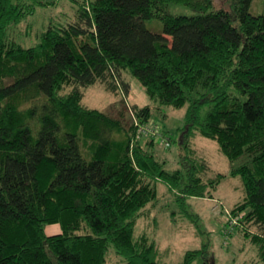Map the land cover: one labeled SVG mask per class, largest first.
I'll list each match as a JSON object with an SVG mask.
<instances>
[{
    "label": "trees",
    "instance_id": "1",
    "mask_svg": "<svg viewBox=\"0 0 264 264\" xmlns=\"http://www.w3.org/2000/svg\"><path fill=\"white\" fill-rule=\"evenodd\" d=\"M75 1L27 44L19 24L45 3L0 0V264L205 258L203 245L167 262L155 236L134 231L159 183L182 208L190 197L215 198L226 174L208 173L191 146L196 135L216 141L228 161L241 158L228 173L243 190L226 207L228 223L264 264V0L255 13V0H228V10L213 0ZM172 3L194 13L172 14ZM150 19L162 32L147 28ZM131 77L150 100L133 106L139 123L162 106L187 105L178 166L165 167L153 138L141 140L126 115ZM96 83L119 96L115 112L83 103ZM52 223L58 231L46 233Z\"/></svg>",
    "mask_w": 264,
    "mask_h": 264
},
{
    "label": "rangeland",
    "instance_id": "2",
    "mask_svg": "<svg viewBox=\"0 0 264 264\" xmlns=\"http://www.w3.org/2000/svg\"><path fill=\"white\" fill-rule=\"evenodd\" d=\"M39 1L45 4L37 3L34 13L22 21L18 27V33L21 35L19 39L27 44L34 42L36 30L49 21L63 20L72 14L76 6L75 0ZM213 3L216 7H224L227 10L229 8L228 0H213ZM260 8L261 0H255L250 6V11L255 13ZM167 10L172 14L191 15L194 13L190 7L177 3L169 4ZM145 24L152 31L162 32V24L157 19L147 20ZM130 82L132 100L125 97L122 103L126 115H129L132 120L126 100L129 98V102L133 101L137 105H143L150 100L136 78L131 77ZM133 102H131L132 107L135 105ZM83 103L88 107L111 113L120 106L119 96L107 91L103 85L98 83L84 88ZM186 106L178 108L162 106L160 112H153L148 125L156 126L159 131L140 138L141 140H143L142 137L153 138L152 144L155 145L156 152L166 159L165 167L178 166L177 154L185 153L178 142L182 135ZM136 126L138 130V125ZM191 146L197 155L206 159L209 166L208 173L211 176L217 172L226 174L214 191L215 198L190 197L182 208L174 200L173 194L162 183H159L158 200L154 206L150 207L148 214L138 218L135 234L145 232L149 236H155L161 250L166 251L164 260L167 262H177L181 260L187 249L205 245V258L197 259L192 264H251L253 262H255L253 264H261L256 262V250L242 231L235 229L231 220L228 223L226 207H231L243 195L239 178L228 173L232 165L236 166L241 162V158L233 162L228 161L219 151L216 141L201 135L192 138ZM224 210H227V213H224ZM58 229L57 224L44 225L46 233H52Z\"/></svg>",
    "mask_w": 264,
    "mask_h": 264
},
{
    "label": "built area",
    "instance_id": "3",
    "mask_svg": "<svg viewBox=\"0 0 264 264\" xmlns=\"http://www.w3.org/2000/svg\"><path fill=\"white\" fill-rule=\"evenodd\" d=\"M129 99L126 100V105L128 107V110H129V113L130 115L132 116L133 118V122L138 125V130L137 132L138 133H142L143 135H147V134H155V133H158V131L154 128V127H151L150 125L148 124H144V123H139L138 120L135 118L134 116V111H133V107H132V103L131 101L129 102L128 101Z\"/></svg>",
    "mask_w": 264,
    "mask_h": 264
},
{
    "label": "crops",
    "instance_id": "4",
    "mask_svg": "<svg viewBox=\"0 0 264 264\" xmlns=\"http://www.w3.org/2000/svg\"><path fill=\"white\" fill-rule=\"evenodd\" d=\"M128 97L132 100V98H131L132 96H130V91H129V96H128ZM129 98H128V99H129ZM131 102H133V101H131ZM133 103H135V102H133ZM135 104H136V103H135Z\"/></svg>",
    "mask_w": 264,
    "mask_h": 264
}]
</instances>
